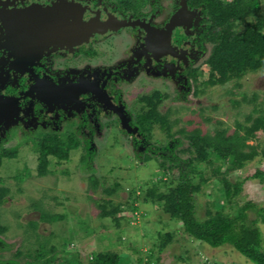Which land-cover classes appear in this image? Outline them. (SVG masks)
<instances>
[{
    "label": "rangeland",
    "instance_id": "rangeland-1",
    "mask_svg": "<svg viewBox=\"0 0 264 264\" xmlns=\"http://www.w3.org/2000/svg\"><path fill=\"white\" fill-rule=\"evenodd\" d=\"M166 1L168 0H162L165 12L168 11L170 3ZM256 17H264V0H260L258 10L247 19L253 21ZM243 27L244 24L239 23L238 29ZM210 49L211 45L207 44L204 54L194 64L196 81L189 77L188 89H181L180 84L173 79L139 77L128 88L133 96L131 100L153 91L164 95L159 111L168 114L173 132L179 129L188 132L200 129L203 133H213L222 129L232 134L237 129V123L250 125L247 116L252 115L253 119H256L261 115L260 111L254 113V108L261 110L262 107L264 113V69L247 73L241 79L231 80L223 85L203 86L202 82L208 74L204 60L208 57ZM196 86L200 90L197 94ZM253 96L256 98L254 102ZM130 98L128 96V99ZM152 133L150 144L163 147L170 143L159 127L156 126ZM67 136L60 135L62 140H66ZM78 136L81 141L84 140L85 136ZM79 137L75 135L74 138L78 140ZM42 138L38 136L37 139ZM90 138L93 147L89 152L86 151L88 154L82 147H78L70 151L68 161L59 164L56 159L50 158V172L45 176L36 174L37 154L32 138H28L27 142H24L28 144L17 150L15 158L2 161L0 188H7L8 194L5 196L7 202L0 205V224L6 228V231L0 234V241L3 243L0 260L16 259L14 254L17 250L25 252L26 248H33L37 236L27 227L30 221H37L36 232L46 237L45 241L56 244L58 249L70 243L66 250L79 253L84 264H87L90 255L98 252L118 254L119 264H134L137 255L154 257L165 234L170 236V240L162 250L166 251L164 254L170 255L168 257L172 259L184 260L189 240L194 239L184 233L180 221L171 219L159 206L144 204L141 199V187H151L163 175L156 160L152 159L145 165L138 162L130 142L131 138L117 131L102 128L98 133L90 134ZM175 138L180 141L176 147L177 151L188 147L187 140L179 134H176ZM247 144L258 145V155L246 162L240 170L230 173L228 180L231 183L242 181L258 171L263 173V179L256 177L246 180L242 184L241 192L234 199L236 205H225V213L235 212L236 207L247 202L264 208V129L258 131L256 138L249 140ZM10 145H16V142ZM181 156L187 158L189 154L184 153ZM204 170L206 175H211V167ZM17 176H22L23 180L15 179ZM176 176L177 172L173 171L161 179L168 181ZM93 180L98 181L96 188L92 186ZM217 186L215 178L211 177L196 195L197 220H204L208 210H217L218 208L213 206L215 202L216 207L222 204L217 202L221 198ZM106 189L114 191L109 194ZM131 189H135L136 194L140 196L136 204L139 211L136 214H132L130 210ZM160 189L165 190L163 186H160ZM105 202H109L105 204L107 210L117 206L121 208L115 217L100 216L99 205ZM38 210L60 215L62 219L45 223L40 221ZM249 214L254 216L252 212ZM258 226L264 249V223L259 221ZM194 242L195 240L192 244ZM199 243L198 248H204V252H207L203 253L211 255V260L216 263L255 264L229 245L213 248L205 243H200V246ZM199 259L200 256H192L190 261L186 262L198 264ZM25 261L26 258L18 259L21 264Z\"/></svg>",
    "mask_w": 264,
    "mask_h": 264
},
{
    "label": "flooded vegetation",
    "instance_id": "flooded-vegetation-1",
    "mask_svg": "<svg viewBox=\"0 0 264 264\" xmlns=\"http://www.w3.org/2000/svg\"><path fill=\"white\" fill-rule=\"evenodd\" d=\"M168 1L165 12L162 0H0V153L64 134L85 136L79 147L90 151L102 128L129 136L135 150L142 105L129 86L157 77L188 89L207 45L202 7ZM172 22L170 50L148 42Z\"/></svg>",
    "mask_w": 264,
    "mask_h": 264
},
{
    "label": "trees",
    "instance_id": "trees-1",
    "mask_svg": "<svg viewBox=\"0 0 264 264\" xmlns=\"http://www.w3.org/2000/svg\"><path fill=\"white\" fill-rule=\"evenodd\" d=\"M138 2L142 6L145 0ZM187 3L190 7H202L205 29L201 38L211 45L209 55L204 60L208 74L206 80L202 82L203 86L223 85L231 80L237 81L247 73L264 69V17H256L253 21L247 19L258 10L260 0H187ZM239 23L244 24L243 29H238ZM189 77L196 81L195 70L189 72ZM199 92V87L196 86L195 94ZM163 97L165 96L158 91L139 97L141 110L133 118L139 135L133 137L135 159L144 165L155 159L163 172L162 177L173 171L177 172V176L168 181L165 178L162 180L161 177L151 187L147 185L141 187L142 202L159 206L171 219L180 221L184 233L189 238L213 248L229 245L255 264H264V249L258 226L259 221L264 223V208L247 202L243 206L236 207L235 212H224L225 205L231 207L236 205L234 199L241 192L242 184L246 180L256 177L263 179V173L258 171L242 181L231 183L228 180L230 173L240 170L246 162L258 155V145L252 146L247 142L255 139L256 133L264 129L262 107L260 108L262 111L254 108V113L259 111L261 113L256 119H253L252 115L247 116L250 125L237 123V129L232 134L222 129L213 133H203L200 129L191 132L179 129L173 132L168 114L159 111ZM255 100L253 96L252 102ZM156 126L170 142L163 147L150 144ZM176 134L187 140V148L176 150L180 144L179 139L175 138ZM74 137L75 135L70 134L66 140L54 136L32 141L37 154L35 171L38 176H45L50 172L48 170L51 164L50 158L56 159L59 164L68 161L70 151L77 149L80 144ZM16 152L17 149H11L0 153V167L2 158L13 159L16 157ZM184 153H188L189 157L183 158L181 154ZM262 154L264 157V150ZM207 167H211V175H206L204 169ZM211 177L218 183L220 199L223 200L218 199L217 202L222 204L216 207L215 202L213 206L218 209L213 212L208 210L206 218L199 221L195 217V197ZM15 179L23 180L22 176H17ZM91 182H94L92 186L96 188L98 181ZM116 184L117 188L118 183ZM160 186L165 190L162 191ZM105 191L110 194L114 190ZM136 192L135 189H131L129 193L132 214L139 211L136 204L140 196ZM6 194L8 189L1 187L0 205L6 202ZM106 203L109 204L105 202L99 205L100 216L115 217L121 208L117 206L107 210ZM37 212L40 221L45 223L62 219V216L49 214L45 210ZM251 212L254 214L253 217L249 214ZM27 224L37 236L36 244L32 246L33 248H26L25 252L17 250L14 254L16 259L10 260L9 264H21L18 262L21 258L27 259L22 264H84L79 253L66 250L70 243L58 249L56 244L45 241L46 237L36 232L37 221H30ZM5 231L6 228L0 224V234ZM164 237L158 247L160 252L170 240L167 234ZM145 261L154 264L151 257L144 255H137L134 264H142ZM87 264H119V255L114 252L93 253Z\"/></svg>",
    "mask_w": 264,
    "mask_h": 264
},
{
    "label": "crops",
    "instance_id": "crops-1",
    "mask_svg": "<svg viewBox=\"0 0 264 264\" xmlns=\"http://www.w3.org/2000/svg\"><path fill=\"white\" fill-rule=\"evenodd\" d=\"M189 241H190V243L188 245V250H186V253H185V256L186 257H185L184 260L182 258H177V260L175 258H173V259L172 258H169L168 256H170V255L164 254V253H166V251L165 252H163V251L160 252L158 249H157L156 253H154L155 256L154 257H151V259L153 260L154 264H169V263H173V264H188L186 261L187 260L190 261V258L192 256H194V258L195 257L198 258V256H200V258H201V256H206V257H208V258L211 259V257H210L211 255L208 256V255H205L204 254V253L207 252V251L204 252L205 251L204 248H202V250L199 249L201 247L198 248V241H195L193 244H192V242L194 240H189ZM200 246H202V244H200ZM144 251H145V253L147 252V250H144ZM162 252H163V254H162ZM144 256L146 257V255H144ZM163 259H164V261H162ZM221 264H226V263L223 262Z\"/></svg>",
    "mask_w": 264,
    "mask_h": 264
},
{
    "label": "water",
    "instance_id": "water-1",
    "mask_svg": "<svg viewBox=\"0 0 264 264\" xmlns=\"http://www.w3.org/2000/svg\"><path fill=\"white\" fill-rule=\"evenodd\" d=\"M184 12H187V8H186L185 3H184ZM176 24H178V23H173L172 22L168 26L167 31L165 33L164 32L161 33L160 35H159L158 32H155V31L151 30V33L149 32V35L151 34V36L149 38H147L148 42H153L155 46H158L159 44H161L159 48L169 49L170 50L171 46H170V43H169V35H170L171 30L173 29V27ZM157 49H158V47H157ZM151 51H153V52H155V54H157L155 48L151 49ZM121 122H122V127L127 128V124H126V121H125L123 116H121ZM127 129H129V128H127Z\"/></svg>",
    "mask_w": 264,
    "mask_h": 264
},
{
    "label": "built area",
    "instance_id": "built-area-1",
    "mask_svg": "<svg viewBox=\"0 0 264 264\" xmlns=\"http://www.w3.org/2000/svg\"><path fill=\"white\" fill-rule=\"evenodd\" d=\"M142 264H151V263H148L145 261ZM198 264H218V263H216L215 261L211 260L210 258H208L206 256H201Z\"/></svg>",
    "mask_w": 264,
    "mask_h": 264
}]
</instances>
